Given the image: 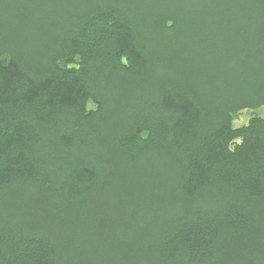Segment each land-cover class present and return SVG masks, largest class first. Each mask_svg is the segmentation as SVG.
Returning a JSON list of instances; mask_svg holds the SVG:
<instances>
[{
	"label": "trees",
	"instance_id": "trees-1",
	"mask_svg": "<svg viewBox=\"0 0 264 264\" xmlns=\"http://www.w3.org/2000/svg\"><path fill=\"white\" fill-rule=\"evenodd\" d=\"M261 107L264 0H0V264H264Z\"/></svg>",
	"mask_w": 264,
	"mask_h": 264
},
{
	"label": "rangeland",
	"instance_id": "rangeland-1",
	"mask_svg": "<svg viewBox=\"0 0 264 264\" xmlns=\"http://www.w3.org/2000/svg\"><path fill=\"white\" fill-rule=\"evenodd\" d=\"M90 106H93V104H90ZM255 112L264 117V107L259 108ZM252 115L253 112L251 110H245L243 112H240L234 119V126L239 127L246 124Z\"/></svg>",
	"mask_w": 264,
	"mask_h": 264
}]
</instances>
